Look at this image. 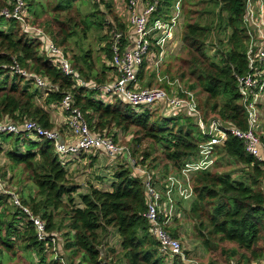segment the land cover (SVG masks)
Masks as SVG:
<instances>
[{
  "label": "trees",
  "instance_id": "trees-1",
  "mask_svg": "<svg viewBox=\"0 0 264 264\" xmlns=\"http://www.w3.org/2000/svg\"><path fill=\"white\" fill-rule=\"evenodd\" d=\"M72 1L76 0H60L56 9L66 11ZM81 1L91 4L94 0ZM160 1L162 6L157 15L166 16L174 0ZM196 1L214 6V10L205 9L202 13L215 15V10L220 8L219 23L202 25L189 18L182 33V47L185 49L179 57L182 64L169 63L168 69L162 71L161 66L151 71L145 63L137 71L138 85L144 88L159 84L181 97H186L185 91L194 93L205 122L217 119L246 131L249 128L248 114L242 105L237 79L251 73L247 60L251 36L244 22L248 0H184V9L186 2L191 5L190 15L199 14V11L191 9L197 5ZM13 8L14 0H0V77H3L0 82V120L4 117L17 123L32 120L45 129H52L48 110L59 106L68 93L73 96V107L83 113L93 132L110 137L116 143L120 133L129 138L125 146L138 167L158 173L161 178L172 174L180 176L185 164L198 157L203 137L195 116L184 111L164 116L150 108L140 113L120 99L108 105L99 102L97 89L73 88L72 79L41 53L42 43L31 38L17 20L1 15L4 9ZM28 8L30 12L33 10ZM223 13L227 16L223 17ZM100 15L97 12L90 14L83 22V30L77 34L85 36L94 27L105 32L103 52L107 66L98 72L91 62V52L87 51L79 59L76 56L70 59L82 79L99 86L110 82V74L114 71L108 65L113 59L109 34L113 30H127L126 23L115 13L110 15L105 11ZM32 24L41 27L34 21ZM218 29L228 37L226 41L219 39L216 55L212 58L207 54V42ZM74 35L62 28L59 35L52 33L51 37L57 46L69 53L66 46ZM254 40L257 41L256 38ZM17 66L31 76L47 79L56 90L45 97L34 86L33 80L15 72L13 68ZM159 77L166 80L159 83ZM168 81L178 82L181 87L170 86ZM115 129L120 133H114ZM259 136L264 144V137ZM0 144L10 145L5 152L10 169L24 167L29 173L28 180L37 188V194H25L23 190L17 194L23 206L45 221L49 234L47 240L39 241L30 217L13 204L9 194L0 191V264H6L9 259L13 264H65L61 259L63 256L58 258L59 254L53 250L56 247L52 243L53 238L57 240L56 232H59L54 213L60 214L61 211L64 219L59 230L67 229L63 234L66 239L63 248L71 251L73 256L82 254L79 264H166L170 261L172 264H194L190 262L193 259L188 252L183 256L162 254L160 244L152 236L150 224L144 217L148 200L143 177L131 166L128 158L124 162L127 164L115 172L110 191L90 186L87 194H80L82 207H77L72 194L78 188L69 180L66 171L69 164L61 161L54 142L32 140L28 133L21 131L18 135L0 134ZM146 144L152 150L144 148ZM3 151L0 146V152ZM86 156L89 155L80 157ZM161 161L165 162L163 167H159ZM225 161L227 166L240 165V178H234L233 171H213ZM0 177L4 178L1 174ZM191 184L193 197L190 205L185 208L178 204V207L184 220L193 224L194 233L206 250L210 264L261 261L264 258V162H258L246 152L240 140L230 137L222 146L216 147L213 168L194 173ZM174 221L180 223L177 218ZM112 229H116L121 237V249L111 248L103 263L100 247ZM176 229L170 227L169 232L179 239ZM48 253L55 259L47 260ZM33 255L39 259L38 263L33 261ZM69 264H73L72 259Z\"/></svg>",
  "mask_w": 264,
  "mask_h": 264
},
{
  "label": "built area",
  "instance_id": "built-area-1",
  "mask_svg": "<svg viewBox=\"0 0 264 264\" xmlns=\"http://www.w3.org/2000/svg\"><path fill=\"white\" fill-rule=\"evenodd\" d=\"M117 14L129 28L122 32L113 30L109 34L112 41L113 59L108 65L114 69L110 74V82L104 85H94L82 79L74 69L69 53L55 44L52 38L41 28L29 21L28 6L24 0H14L13 10L4 9L2 16L15 19L23 25V30L42 43L41 53L59 69L65 76L70 77L74 87L97 89L96 99L103 104H113L120 99L136 111L161 110L162 115H172L177 111H184L187 115L195 116L203 140L199 144L197 158L188 161L181 170V175L172 174L167 178L146 168L138 167L135 159L131 158L128 147L120 146L112 138L93 132L85 116L74 108L71 94H66L58 106L66 117L69 137L64 139L61 132L55 129H45L35 121L27 120L17 123L9 117V121L0 120V134L18 135L21 131L28 133L32 140L46 139L54 142L55 150L62 162L72 157L83 154H92L103 151L113 160L129 159L131 166L136 168L143 177V188L147 196V211L144 217L151 227V234L160 244L163 255L183 256V246L179 239L174 238L169 232L175 218H182V212L176 209L173 193L178 189L180 197L192 199V175L199 171L210 170L214 166V156L217 146H222L230 137L240 140L246 152L258 162H264V144L258 133L259 109L264 106V0H248L247 11L244 17L245 26L253 36L250 41L247 60L251 73L245 77H238V88L242 97V105L248 114L249 128H240L224 123L217 119L205 122L194 93L184 92L186 97L178 93L168 92L162 87H140L138 85L137 71L145 63L147 69L158 70L163 66L169 55L178 45L176 30L184 17V0H174L170 13L158 16L160 0H117ZM161 5V6H160ZM252 8V14L249 8ZM169 11V12H170ZM251 21V27L247 24ZM256 38L257 41L254 39ZM176 39V41H175ZM15 72L27 80H33L34 86L42 91L45 97L56 90L47 79L41 76H31L21 70L13 68ZM165 78L159 77V83ZM170 86L178 82L168 81ZM65 158V159H64ZM69 161V160H68ZM65 164L67 162H64ZM0 177V191L11 196L13 204L27 214L37 233L39 241L49 237L46 223L40 217L34 216L31 210L23 206L17 193L8 190ZM183 180V182H181ZM186 185V187H184ZM56 239L53 238L54 244ZM55 245V244H54Z\"/></svg>",
  "mask_w": 264,
  "mask_h": 264
},
{
  "label": "rangeland",
  "instance_id": "rangeland-1",
  "mask_svg": "<svg viewBox=\"0 0 264 264\" xmlns=\"http://www.w3.org/2000/svg\"><path fill=\"white\" fill-rule=\"evenodd\" d=\"M26 3V7H30L33 10L30 12L29 8V21L33 23H36L40 25L41 29H43L45 32L46 30L49 31L46 32L50 37L51 34L54 33L55 35H59V30L64 28L67 30L68 33L75 34L74 37L67 43V49L69 51L70 58L73 56H76L78 59L81 58L85 54V52H91V62L95 65V69L98 72H102V70L105 68L106 63L105 60V53L103 52V43H104V34L105 32L103 30H98L96 27L91 28L88 30L85 34V36H80L77 34V31L80 33V31L83 30L84 25L83 22L89 17L90 14L93 12H97L98 16L100 15V12L105 13V11H108V13L111 15L112 12L116 13V3L117 0H94L90 2L87 1H81L76 0L72 1L71 7L68 10H60L56 9L58 6L60 0H24ZM257 1H252L253 4H255ZM96 3V4H95ZM197 5L194 7H191L193 10L199 11V14L190 15V3L186 2V8L184 9V18L181 21L180 26L176 30V37L178 40V45L174 49V51L169 55L167 58L165 64L161 68L168 69V64H182L179 57L182 56L185 52L184 47H182V33L185 29V24H187L189 18H191L194 21L200 22L202 25H209L213 24L216 25L219 23V17L222 11H220V8H217L215 10L214 14H206L202 13L203 10L207 9L208 11L214 10V6L209 3L204 5L203 3H200L198 1L195 2ZM110 6L111 10L108 8ZM191 6V5H190ZM252 8H249V13L252 14ZM170 15L172 14V11L169 12ZM97 18L94 19V21L97 22ZM223 17H226L227 14L223 13ZM216 20V22H215ZM63 22L66 25H61L60 23L56 22ZM247 24L249 27H251V21H248ZM51 23V25H50ZM60 27V28H59ZM96 28V29H95ZM129 28L127 27L128 31ZM217 31L214 32V34L211 36L209 41L207 42V54L211 56L212 58L216 55V51L218 49L219 39L221 40H227L228 35L225 36V34H222L221 32ZM221 33V34H220ZM107 34V33H106ZM230 34V31L228 32ZM52 38V37H51ZM224 38V39H222ZM53 40V39H52ZM176 41V39H175ZM253 41V36L251 39V42ZM249 48V46H248ZM80 64L82 65L83 62L80 61ZM160 69V70H161ZM172 70V69H171ZM173 71V70H172ZM160 74V73H159ZM3 77H0V82L2 81ZM153 87H161L159 84H153ZM219 102L221 103V99H219ZM161 112V110H154ZM260 116H259V129L258 133L261 135V137H264V106L263 109H259ZM140 113H143L142 111H139ZM156 116V115H155ZM4 119V118H3ZM2 119V120H3ZM3 121H9L7 118H5ZM52 129L57 130V128L53 127ZM61 130V129H60ZM59 131V130H57ZM195 132L198 134V129H195ZM114 133H120L117 129L114 130ZM118 143L120 146L126 147L129 138L125 137L124 134L120 133L118 136ZM0 146H4L0 144ZM4 151L0 152V174L5 178H2V183L6 184L8 187L7 189L10 191H24L25 194H33L36 195L38 190L35 187V185L28 180V172L26 173V170L23 169L24 167H20L18 169H10L9 161L5 157L6 149L10 147V145L5 144ZM146 149L152 150L149 145H145ZM24 151V149H21ZM90 156L93 158L91 159ZM65 159V158H64ZM164 159V156H163ZM69 160V161H68ZM64 162H68L66 164H69L66 167V171L68 173V178L75 186H77V192L73 193L72 195L75 198V204L77 207H82L81 201H80V194H87L89 192L90 186H94L102 191H110L112 183L115 181V172L121 167V165L127 164L124 163L123 159H117L113 160L110 158L107 154H105L103 151H96L89 156H86L85 158L82 157H72L65 159ZM165 162H159V167H163ZM228 162H223L219 168L213 169V171H218L222 173H227L233 171L234 178H240L242 174V169L240 165L231 164V166H227ZM161 170V169H159ZM6 174V176H4ZM183 182V180H181ZM186 187V185H184ZM173 198L176 201V209L179 210L178 204H181L183 207L188 208V206L191 203V199H184L180 197V194L178 192V189L173 193ZM65 202H67V198L64 199ZM54 216L56 217V229L59 232H56L58 234L57 240L54 243L55 247L53 250L59 254L58 258L63 259V263L65 261V264H69L70 260L72 259L73 264H79L80 260L82 259L83 255L79 254L77 256H73L71 251L67 250L65 251L63 248L64 242H66L65 238L63 237V234L66 233L67 229L66 227L62 228V231L59 230L61 223L64 219V213L63 211L55 212ZM178 221H180V225H178L179 228V239L183 246V253L188 252V255L190 256L193 261H190L194 264H210L208 261V254L206 250L201 245L200 241L197 239L193 224L189 220H184L183 216L182 218H177ZM175 223V221H174ZM179 224V222L177 223ZM176 228V227H173ZM111 248H116L117 250L121 249V237L118 234V231L116 229H112L107 237H105V240L103 239V244L100 247V260L101 262L105 263L104 259L110 252ZM50 253V252H49ZM47 254V260H50L52 258L55 259L54 256L51 254ZM24 254V253H23ZM22 255V253H21ZM25 255V254H24ZM9 258V256H8ZM34 262L38 263L39 259L36 257V255H33ZM264 259V258H263ZM262 259V260H263ZM261 260V261H262ZM259 262H253L251 264H259ZM14 262L11 261V259L6 261V264H13ZM166 264H172L171 261Z\"/></svg>",
  "mask_w": 264,
  "mask_h": 264
},
{
  "label": "crops",
  "instance_id": "crops-1",
  "mask_svg": "<svg viewBox=\"0 0 264 264\" xmlns=\"http://www.w3.org/2000/svg\"><path fill=\"white\" fill-rule=\"evenodd\" d=\"M119 2V1H117ZM116 13H117V3H116ZM119 17V16H118ZM120 18V17H119ZM127 25V24H126ZM49 114H50V117H51V122H52V125L53 127L57 128V130H59L63 136L64 139H67L69 137V131H68V128H67V125H66V117L65 115L61 112V110L59 109V107L55 106L53 107V109H49L48 110ZM61 129V130H60ZM5 146V145H4ZM1 147L3 150L5 147ZM8 149V148H7ZM6 149V150H7ZM100 152V151H99ZM75 158V157H74ZM80 158V157H79ZM192 200V199H191ZM178 225L176 222L172 223V226L173 227H176L175 229L177 231H179V228H178ZM172 227V228H173ZM180 240V239H179ZM259 264H264V259L259 263Z\"/></svg>",
  "mask_w": 264,
  "mask_h": 264
}]
</instances>
